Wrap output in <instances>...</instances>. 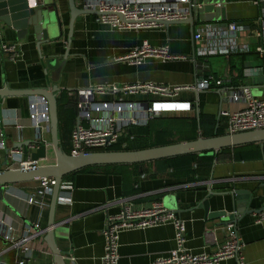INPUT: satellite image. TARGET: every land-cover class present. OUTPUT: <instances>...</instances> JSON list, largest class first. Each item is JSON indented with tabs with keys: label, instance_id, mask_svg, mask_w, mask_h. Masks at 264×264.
Wrapping results in <instances>:
<instances>
[{
	"label": "crops",
	"instance_id": "0c3cea01",
	"mask_svg": "<svg viewBox=\"0 0 264 264\" xmlns=\"http://www.w3.org/2000/svg\"><path fill=\"white\" fill-rule=\"evenodd\" d=\"M41 3H44L43 0ZM58 3L62 15L63 36L55 43H40L31 27L26 37L19 39L16 30L8 28L0 21L1 38L7 43L21 44L23 53L19 59L10 60L8 54L0 49V87H47L48 74L49 85L57 84L62 88L58 96V110L64 109L70 102L76 115V90L81 87L137 81L174 85L195 83L204 77L223 78V84L215 90H202L199 95L189 91L180 94L182 99L193 103V110L159 117L189 119L194 116L198 118L201 114L214 116L217 123L213 134L217 131V135L228 134L226 118L220 116V111H235L244 106L229 99L233 88L249 86L254 96L264 99V56L256 51L258 45L264 43L263 37L259 35L262 31L260 16L264 11V0H260L259 4L255 0L224 1L220 20L228 19L246 26L238 40L249 46L247 52L203 59L196 55L197 48L202 43L195 39L193 43L187 25L140 31L112 30L98 22L94 14H84L75 21L66 62L64 57L69 46L70 9L68 0H58ZM58 34L59 31L56 32V37ZM144 40L154 46L169 44L173 53L190 58L163 61L150 57L140 65L113 61L114 57L127 53ZM193 47L196 50L195 57ZM51 61L56 62V65L51 66ZM61 65L64 67L59 72ZM248 70L254 72L252 77L246 74ZM128 98L134 101L150 99L144 95H130ZM33 100L34 97L28 95L0 97L1 127L6 143V150H0L1 170L8 167V151L15 149L18 142L23 143L20 147L24 150V158L32 156L37 159L47 155L48 161L43 164L56 162L50 131L46 130L42 140H37L36 130L31 126L29 116ZM77 121L76 115L73 127ZM18 123L23 125L21 130L17 128ZM130 131L128 129L123 136L130 134L135 140V134ZM68 133L67 142L71 141V133ZM199 136H203L200 128ZM63 138L66 139V134ZM32 144L35 145L33 148ZM247 148L242 147L239 151L245 152ZM233 154L234 150L231 149L221 152L211 165L199 164L195 177L179 174L172 169L156 171L150 162L133 167L128 165L98 168L68 175L65 183H69V187L61 189L56 210L57 243L65 261L67 264H102L103 229L108 215L121 209L122 198L124 203L131 204L134 209L151 207L154 202L161 201L167 208L176 210L186 220L187 246L195 253L215 252L227 239L228 223L233 221L231 224L234 225L241 242L245 264H264V222H256L257 212L236 213L231 221L227 215L214 219H209L206 215L205 200H209L211 210H224L228 215L235 214L232 193L237 191L252 195L250 209L259 210L264 207V149L263 156L258 159H235L232 158ZM38 184L39 181L36 180L21 182L10 184L5 189L7 202L26 216H19L0 199V216L13 224L18 232L26 222L36 221L39 208L36 204L28 207L27 199L35 193L34 189ZM47 200L48 207L42 221L44 231L34 241L35 264H54L52 250L50 255H43L39 250V244L46 237L51 197ZM174 238L175 229L172 225L125 231L120 238L119 264H151L154 259L168 255L175 248ZM7 246V242L0 238V263L8 264L13 261L14 252H4ZM221 264L238 263L235 259H228Z\"/></svg>",
	"mask_w": 264,
	"mask_h": 264
},
{
	"label": "built area",
	"instance_id": "2783aa9c",
	"mask_svg": "<svg viewBox=\"0 0 264 264\" xmlns=\"http://www.w3.org/2000/svg\"><path fill=\"white\" fill-rule=\"evenodd\" d=\"M27 1L32 8L42 4L41 0ZM255 3L259 4L260 0H255ZM76 4L87 11H95L97 21L112 30L134 31L165 29L164 22L186 20L191 16L194 8L201 7L198 0H76ZM224 4L218 2L215 5L223 8ZM195 15L197 19L194 20L193 37L202 43L197 48L196 55L207 59L210 56L249 51V46L238 40L240 33L246 30L244 24L228 19L200 20L198 11ZM260 19L262 31L259 35L264 39V11ZM1 36L0 32L1 51L8 54L10 60L22 57L21 44L7 43ZM256 51L264 56V43L258 45ZM150 57L163 61L190 58L187 55L173 53L169 44L154 46L148 40H144L127 53L114 57L113 61L140 65ZM246 74L252 77L254 72L248 70ZM222 84L223 78L204 77L195 83L187 84L172 85L154 81H137L81 87L76 90L78 121L71 132L70 154L89 153L96 149L110 147L118 143L130 127L144 126L162 116L191 111L194 105L190 100L180 97L182 92L210 91ZM130 95H144L150 99L134 101L128 98ZM229 99L232 102L242 103L244 106L235 111L229 109L220 111V116L226 118L228 134L264 129V99L254 96L249 86L233 88L229 93ZM1 120L0 115V150H6ZM29 120L36 130L37 140H42L43 133L46 130L49 131L46 100L40 97L34 98L30 104ZM22 127L23 125L18 123L17 128L21 130ZM31 146L33 148L35 145ZM46 161H48L47 155L37 159L32 156L24 158L23 148L16 147L8 151L7 168L35 169ZM54 185L55 180L52 178L39 180L38 186L34 189L35 193L27 199L28 207L32 204L38 206V216L36 221L26 222L24 226H21L19 232L13 224L0 216V238L8 244L4 252H14L13 261L8 264H35L34 241L44 231L42 228L44 211L48 207L47 198L51 197ZM65 187H69V183L64 181L62 188ZM255 219L257 223L264 222V207L261 212L255 214ZM163 225L174 227L176 245L168 255L157 257L151 264H221L228 259H235L238 264H245L242 245L233 224L228 225V237L215 252L195 253L187 246L186 220L175 210L167 208L161 201L154 202L151 207L134 209L131 204L124 203L122 198L121 209L115 214L108 215L103 229L102 264H119L120 238L123 232ZM39 250L43 255L51 254V249L45 240L39 244Z\"/></svg>",
	"mask_w": 264,
	"mask_h": 264
},
{
	"label": "water",
	"instance_id": "95a60500",
	"mask_svg": "<svg viewBox=\"0 0 264 264\" xmlns=\"http://www.w3.org/2000/svg\"><path fill=\"white\" fill-rule=\"evenodd\" d=\"M224 1L225 0H198L201 7L194 8L188 19L183 21H166L164 22L165 27L169 28L172 24L187 25L189 27L191 39L194 43V20L197 19L195 12H199L200 20H220L222 8L216 7L215 4L218 2L224 3ZM68 6L70 9L68 35L69 46L65 51L64 62L68 59L69 47L74 34L76 19L80 15L96 14L95 11H87L78 7L76 0H68ZM47 7L48 10L46 11L44 3L36 8H32L29 6L27 0H0V21L5 23L8 28L16 30L19 39H24L31 27L33 34L40 43H55L63 36L62 15L60 13L58 0H53L52 4ZM58 31L59 34L58 37H56V32ZM195 51V47H193V57H195ZM50 65L55 66L56 62L51 61ZM63 67L64 66L61 65L58 71L61 72V68L63 69ZM47 81L50 83L48 74ZM49 83L47 87L36 89H11L7 86L0 87V97L2 98L12 95H28L34 98L40 97L47 101L51 144L56 154V162L53 164H43L35 169L14 167L0 170V199L22 217V215L7 202L5 195L6 187L10 184L35 180L39 181L44 178H52L55 180L50 200L45 237V240L48 242V245L52 250L55 264H67L57 243L58 225L56 223L57 205L59 203L62 183L64 182V177L66 175L90 166L144 163L192 153L204 154L207 152L217 158L218 153L224 148L250 143H260L262 151L264 149V129H257L225 135H217L216 131L215 136L212 137L199 136L195 140L175 142L137 150L93 151L77 155L70 154L63 149L60 138L58 96L62 91V88L57 84L51 86ZM195 93L199 95L200 91H195ZM22 145V142H18L15 147H20ZM232 195L233 206L236 208L235 214L228 215L224 210H211L209 200H205L204 207L206 209L207 217L209 219H214L227 215L231 221L234 220L236 213L251 214L255 212L259 213L263 210V208L259 210L249 208L252 200V195H250L249 192L245 193V191H237L232 193ZM231 222L233 223V221ZM231 222L228 224H231ZM221 224L222 222L218 223V225Z\"/></svg>",
	"mask_w": 264,
	"mask_h": 264
},
{
	"label": "trees",
	"instance_id": "16d2710c",
	"mask_svg": "<svg viewBox=\"0 0 264 264\" xmlns=\"http://www.w3.org/2000/svg\"><path fill=\"white\" fill-rule=\"evenodd\" d=\"M75 112L76 111H74L73 105L70 104V102L65 105L64 109L59 108L58 110L61 144L63 149L67 153H71V148H68L66 146L63 136L68 132H72L71 130L74 128L73 123L75 121V116L78 114V110L76 115ZM216 123L217 120L214 116L211 117L210 115L205 114H201L199 119L196 116L190 117L189 119H186L185 117H169L165 119L157 118L154 121H151L146 126L130 127V132L135 134V140H133L134 136L132 137L129 134L126 137L122 136L118 143L104 149H96L95 151L137 150L154 146L167 145L175 143L177 141H184V139L195 140L198 137L199 128L202 130L203 136L209 137L215 134H213V129L214 126H216ZM141 129L145 130V132H143ZM242 147H248L247 151L240 152L239 149ZM231 149L234 150L232 158L235 159H258L263 156V151L261 149L260 143H250L243 146L227 147L222 149L218 153V155H220L221 152H225ZM214 159V155H210L205 152L204 154L192 153L179 155L151 161L150 163L155 167L156 171H165L172 169L179 174L183 173L185 176L195 177V175L198 173L197 170H199V164L211 165ZM142 164L145 163L90 166L70 174H74L76 172H88L96 170L98 168H118L128 165L133 167ZM68 175L64 177V181Z\"/></svg>",
	"mask_w": 264,
	"mask_h": 264
},
{
	"label": "rangeland",
	"instance_id": "374dc122",
	"mask_svg": "<svg viewBox=\"0 0 264 264\" xmlns=\"http://www.w3.org/2000/svg\"><path fill=\"white\" fill-rule=\"evenodd\" d=\"M43 2H44V8L47 11L48 10L47 6H50L52 4L53 0H43ZM175 26L179 27V26H182V25L181 24H172V25H170V27H175ZM60 138H61V136H60ZM68 139H69V133L66 134V139H64V140H65L66 146L68 148H71V141L67 142Z\"/></svg>",
	"mask_w": 264,
	"mask_h": 264
}]
</instances>
